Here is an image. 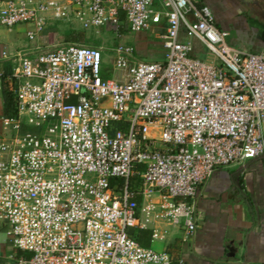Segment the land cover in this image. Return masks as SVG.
<instances>
[{"label":"built area","instance_id":"2783aa9c","mask_svg":"<svg viewBox=\"0 0 264 264\" xmlns=\"http://www.w3.org/2000/svg\"><path fill=\"white\" fill-rule=\"evenodd\" d=\"M120 14L162 41L161 60L120 43L104 78L101 45L62 38L18 52L8 75L0 65V90L5 77L15 99L0 116V219L16 264H171L131 229H149L151 243L171 227L192 237L213 171L264 155V52L230 44L208 5L0 0V26L32 23L30 40L56 21L118 34ZM181 33L219 63L193 55Z\"/></svg>","mask_w":264,"mask_h":264},{"label":"crops","instance_id":"0c3cea01","mask_svg":"<svg viewBox=\"0 0 264 264\" xmlns=\"http://www.w3.org/2000/svg\"><path fill=\"white\" fill-rule=\"evenodd\" d=\"M202 3L210 7L216 25L227 31L230 44L264 52V0H202ZM33 27L30 23L0 27L3 69L5 65L13 68L18 52L34 56L55 41L57 35H52V26L30 40L27 31ZM133 33L128 44L133 45L139 58L152 61L163 58L160 39L147 32ZM179 39L191 43L193 55L206 58V48L198 39L183 33ZM7 82L4 77L3 84ZM197 216L199 226L192 237L184 238L180 228L171 227L165 239L156 244L157 249L172 255L171 264H264V155L248 160L244 166L216 168L200 191ZM6 229L0 219V264H16L22 253L11 244Z\"/></svg>","mask_w":264,"mask_h":264},{"label":"rangeland","instance_id":"374dc122","mask_svg":"<svg viewBox=\"0 0 264 264\" xmlns=\"http://www.w3.org/2000/svg\"><path fill=\"white\" fill-rule=\"evenodd\" d=\"M246 1V0H244ZM251 11L253 10L252 8H250ZM214 22H215V18H214ZM18 24H22V23H18ZM12 27H15L16 25ZM32 24V23H30ZM216 24V22H215ZM50 26H52L53 28L58 29V35L56 36V39H62V31L65 29H73L76 31H82L85 34V38L84 40H82V43L84 44H99L102 46L103 48V61H102V65H101V76L106 78V77H112L114 75V71H113V62L115 60V53H114V48L115 46H117L120 43L123 44H128L130 41H132L134 33L130 32V31H126L124 33H120V31L118 32V34L114 31H112L109 28L106 27H101L99 28L97 31L95 29L92 28H83L82 25L78 22V21H72V22H65V21H56L53 22ZM0 27H4V26H0ZM7 28V27H4ZM220 28V27H219ZM54 29L51 30V32ZM149 34H151L153 37H155V35L152 32H147ZM157 38V37H155ZM158 39V38H157ZM53 41V39H52ZM228 41V40H227ZM162 42V41H161ZM162 51H164L162 49ZM207 61L213 60L216 63H219V60L217 58L214 57V55L209 52L208 50H206V58H204ZM105 103H107V100H105ZM24 126L25 129L30 130V131H34L36 129L35 126L33 125H27L24 122ZM159 241H155L153 243H151L150 245L157 249L156 244Z\"/></svg>","mask_w":264,"mask_h":264},{"label":"trees","instance_id":"16d2710c","mask_svg":"<svg viewBox=\"0 0 264 264\" xmlns=\"http://www.w3.org/2000/svg\"><path fill=\"white\" fill-rule=\"evenodd\" d=\"M199 2L202 3V0H199ZM120 27L119 31L120 33H124L126 31H129L126 27L125 23V17L123 14H120ZM52 35H58L59 31L56 28H53ZM62 38L65 42H79L82 43V40L85 38V34L82 31H76L73 29H65L62 31ZM263 39H264V29H263ZM99 45V44H94ZM136 54V53H135ZM137 56V55H136ZM139 58V56H137ZM141 59V58H140ZM144 60V59H143ZM146 60V59H145ZM11 73L10 66H4L3 74L8 75ZM2 97H3V114L4 115H13L15 113V99L14 94L12 91V85L10 83H4L2 85L1 89ZM131 235L141 244L144 246H149L151 244L150 238H151V231L149 229H131ZM20 252H17L19 254ZM22 253V252H21ZM25 256H28L27 253H25Z\"/></svg>","mask_w":264,"mask_h":264}]
</instances>
